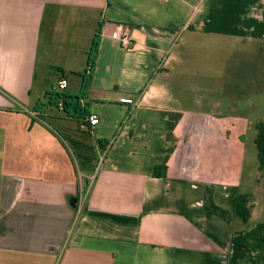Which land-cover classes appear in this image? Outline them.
<instances>
[{"label":"crops","instance_id":"crops-1","mask_svg":"<svg viewBox=\"0 0 264 264\" xmlns=\"http://www.w3.org/2000/svg\"><path fill=\"white\" fill-rule=\"evenodd\" d=\"M100 25L85 102L100 121L93 140L110 144L84 190L34 108L52 75L66 74L68 90L86 71ZM119 25L130 49L113 37ZM203 37L262 48L264 0H0V264H264L257 150L247 166L248 133L264 118L238 109L242 95L229 90L226 107L225 88L196 87L189 58ZM52 119L82 139L74 120ZM239 193L253 195L247 223L234 216Z\"/></svg>","mask_w":264,"mask_h":264},{"label":"rangeland","instance_id":"rangeland-1","mask_svg":"<svg viewBox=\"0 0 264 264\" xmlns=\"http://www.w3.org/2000/svg\"><path fill=\"white\" fill-rule=\"evenodd\" d=\"M258 44L257 42H245L240 37L238 40L225 37L197 38L192 42L194 52L189 59L193 63L195 79L201 81V85H196V87H204L205 90L210 89V91L212 89V94L218 86L225 88V92H220L218 96L226 103V107L230 93L236 96L242 95L239 102L237 99L238 109L243 111L251 109L253 117L257 116L259 120L264 118V44L262 48H258ZM70 75L68 90L72 93L78 92L81 79L74 74ZM43 79L44 77L39 76L38 88L41 87ZM49 80L50 87L51 84L57 83L58 85L53 75ZM228 91L230 93L227 94ZM201 95H206V92L203 93L196 89L195 96ZM226 119L229 121L231 117ZM66 123L69 129H77L74 123L68 121ZM50 126L58 134L61 133L54 120L50 121ZM248 134V138L255 137L256 131L252 130ZM247 144L249 151L247 166H249L251 154L256 153V148L251 140H248ZM248 171L249 167L246 173Z\"/></svg>","mask_w":264,"mask_h":264},{"label":"trees","instance_id":"trees-1","mask_svg":"<svg viewBox=\"0 0 264 264\" xmlns=\"http://www.w3.org/2000/svg\"><path fill=\"white\" fill-rule=\"evenodd\" d=\"M101 39V25L96 32L91 50L89 52L87 69L84 73H71L82 77V87L79 93L72 94L67 89L56 91L54 87L48 90L45 94V100L41 101L34 108V112L44 122L50 124L53 116L62 117L74 120L77 127L82 134V139L68 136L67 134L60 133L62 142L67 144L71 151L72 157L76 162L78 172L83 174L82 188L87 190L90 184L89 177L93 176L98 160L99 152H103L110 144L106 140H93V132L89 122V106L85 102L88 88L92 82L93 74L96 68L98 51ZM60 79L67 81V75L63 72L60 73ZM63 105V110H59V105ZM53 120V119H52ZM254 129L256 137L254 144L257 150L259 170L264 172V121H258ZM166 167H155L154 177H163L165 175ZM252 194L239 193L234 198L233 208L234 216L236 219L247 223L252 214ZM76 202V207H77Z\"/></svg>","mask_w":264,"mask_h":264},{"label":"built area","instance_id":"built-area-1","mask_svg":"<svg viewBox=\"0 0 264 264\" xmlns=\"http://www.w3.org/2000/svg\"><path fill=\"white\" fill-rule=\"evenodd\" d=\"M113 37H114V39H116L119 42L120 46L123 49H130L134 44L133 38L131 37L129 32L127 30H125V28L121 25L116 26V28L114 30ZM67 87H68V82L65 79H60L58 82V85L54 87V90L60 91V90L67 89ZM122 102L127 104V105H135L136 104L134 100L129 99V98L123 99ZM59 110L60 111L63 110L62 104L59 105ZM88 119H89V122H90L92 129H94L100 122L97 115H90ZM104 158H105V153L100 155L96 171H95L94 175L90 177L91 181L94 180L97 171L99 170L101 164L104 161ZM79 176H80V179L83 178V174L80 172H79ZM82 191H83V189H82Z\"/></svg>","mask_w":264,"mask_h":264}]
</instances>
